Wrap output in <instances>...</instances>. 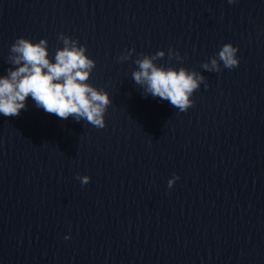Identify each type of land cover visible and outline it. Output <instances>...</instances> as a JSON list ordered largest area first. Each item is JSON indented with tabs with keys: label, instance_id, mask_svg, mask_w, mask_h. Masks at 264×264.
Returning a JSON list of instances; mask_svg holds the SVG:
<instances>
[{
	"label": "water",
	"instance_id": "95a60500",
	"mask_svg": "<svg viewBox=\"0 0 264 264\" xmlns=\"http://www.w3.org/2000/svg\"><path fill=\"white\" fill-rule=\"evenodd\" d=\"M61 32L112 103L103 128L30 97L0 115V264H264V0H0V75ZM227 42L239 65L205 70ZM160 49L207 79L186 111L133 80Z\"/></svg>",
	"mask_w": 264,
	"mask_h": 264
},
{
	"label": "clouds",
	"instance_id": "9594fccd",
	"mask_svg": "<svg viewBox=\"0 0 264 264\" xmlns=\"http://www.w3.org/2000/svg\"><path fill=\"white\" fill-rule=\"evenodd\" d=\"M236 0H228L229 4ZM63 47L50 54L47 38L38 41L23 36L11 45L10 63L15 67L0 75V115L16 116L27 107L30 97L37 108L55 114L59 118L72 117L77 122L85 120L94 126L106 125L105 115L112 103L110 94L89 84L96 61L87 54V47L63 32L58 34ZM239 48L232 42L222 44L216 54L202 67L207 71L220 72L222 68L232 69L239 65ZM172 48H169L171 55ZM177 52H179L177 50ZM165 51L158 50L154 55L145 54L136 60L138 69L132 73L133 80L143 87L145 97L166 100L180 111H186L194 104L193 94L203 83L207 88L206 77L185 67H164L155 63L157 57H164ZM127 57H118L126 59ZM82 185L88 184L91 177L77 175ZM178 176L168 180V187L175 184ZM70 238V233L65 239Z\"/></svg>",
	"mask_w": 264,
	"mask_h": 264
}]
</instances>
